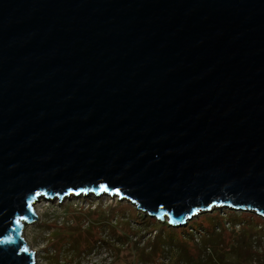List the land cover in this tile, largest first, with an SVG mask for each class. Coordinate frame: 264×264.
I'll return each instance as SVG.
<instances>
[{
	"label": "water",
	"instance_id": "water-1",
	"mask_svg": "<svg viewBox=\"0 0 264 264\" xmlns=\"http://www.w3.org/2000/svg\"><path fill=\"white\" fill-rule=\"evenodd\" d=\"M81 193L264 217V0H0V264Z\"/></svg>",
	"mask_w": 264,
	"mask_h": 264
},
{
	"label": "rangeland",
	"instance_id": "rangeland-1",
	"mask_svg": "<svg viewBox=\"0 0 264 264\" xmlns=\"http://www.w3.org/2000/svg\"><path fill=\"white\" fill-rule=\"evenodd\" d=\"M34 210L38 218L25 226L23 235L36 253V264H195L196 248H203L199 228L189 227L194 240L189 239L183 248L181 228L176 229L180 241L169 237L170 229L163 225L167 218H148L118 195L81 193L63 196L61 202L59 197L42 196L35 201ZM207 212L190 220L198 227L209 226L208 217L213 213L225 228V238L215 236L214 241H224L221 249L226 252L232 244L238 246L236 259L228 254L224 264H264L262 218L226 206ZM240 225L248 228L234 232ZM217 226L215 230L220 232ZM232 258L235 261L229 262Z\"/></svg>",
	"mask_w": 264,
	"mask_h": 264
},
{
	"label": "trees",
	"instance_id": "trees-1",
	"mask_svg": "<svg viewBox=\"0 0 264 264\" xmlns=\"http://www.w3.org/2000/svg\"><path fill=\"white\" fill-rule=\"evenodd\" d=\"M210 212H207L206 214H209ZM253 215H256L257 213L255 212H252ZM149 217H151L149 214H146ZM258 215V214H257ZM256 215V216H257ZM260 218H262L264 220V217L258 215ZM210 217H211V220H210ZM208 217V223H209V226H199L197 225V223H193L191 220H189L185 225H179V226H175V225H171L169 223H164V227L170 229V236L169 237H174V238H178V240L180 241V237H179V233L176 231V229L178 228H181L183 231H182V234H181V238H183V242H182V247H186V244L188 242H190V240H194L193 238V232L190 231L189 227L190 228H193L195 230H199V232L201 233V239H200V243H203V248L202 247H199V248H196V253H197V258L194 259L196 261L195 264H224V261H225V257L229 254H233L235 258L236 255H239V251H238V246L235 245V244H232L229 248V251L226 252L225 250H222V246H223V242L224 241H221V243L219 244V242L216 240V242L214 241L215 239V236H222V232L225 233V228H221V226L223 225V223H219L215 220V215H213V213L211 214V216ZM207 218V217H206ZM244 224V223H243ZM161 225V224H160ZM218 225V226H217ZM220 225V227H219ZM193 226V227H192ZM217 226V228L220 230L219 231H216L215 227ZM187 229H186V228ZM197 227V228H196ZM251 227V226H250ZM185 228V229H184ZM202 228V229H201ZM245 228H248V227H245L243 225H240V227H238L236 230L234 229V232H241L242 230H245ZM203 232V233H202ZM206 234V235H205ZM224 235H223V239H224ZM190 239V240H189ZM180 243V242H179ZM222 245V246H221ZM187 248V247H186ZM231 257V256H230ZM230 261L228 260L229 262H233L235 261V259H233Z\"/></svg>",
	"mask_w": 264,
	"mask_h": 264
}]
</instances>
